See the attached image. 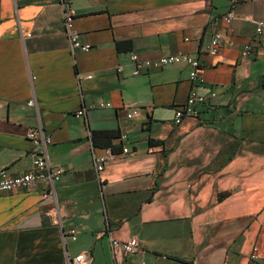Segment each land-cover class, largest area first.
Returning <instances> with one entry per match:
<instances>
[{"label":"crops","instance_id":"crops-1","mask_svg":"<svg viewBox=\"0 0 264 264\" xmlns=\"http://www.w3.org/2000/svg\"><path fill=\"white\" fill-rule=\"evenodd\" d=\"M65 1L89 52L72 51L62 0H0V171L31 169L26 134L38 125L51 166L64 169L54 195L37 182L0 197V264H67L81 253L85 264H250L253 253L264 264V0ZM233 3L236 18L214 28ZM131 53L198 57L207 97L198 115L174 122L194 87L188 66L133 76ZM100 131L118 136L95 143ZM109 147L116 155L98 174L93 155ZM69 229L77 240L65 243ZM111 238L139 247L124 256Z\"/></svg>","mask_w":264,"mask_h":264},{"label":"built area","instance_id":"built-area-1","mask_svg":"<svg viewBox=\"0 0 264 264\" xmlns=\"http://www.w3.org/2000/svg\"><path fill=\"white\" fill-rule=\"evenodd\" d=\"M234 3L231 6V10L224 14L221 18L213 20L211 25L215 28L219 21L224 22L226 25L232 23L236 18V12L234 9ZM62 6L64 11V25L65 33L68 41L70 42L72 51L81 50L84 52H89L92 48L90 44H84L80 41L77 30L75 28V20L77 13L75 9L71 6L68 1L62 0ZM256 34H264V20L258 21L256 23ZM222 33L220 30L215 29L211 38L210 45L208 47V52L211 55H216L221 46ZM254 57V49L252 45L248 44L244 47L242 51V59L245 61H250ZM130 61L134 68L131 72L133 76H138L149 70L163 69L164 67L184 64L189 67V78L193 82L194 87L190 90L186 102L176 110L175 113V123L177 125L188 117H196L198 115V106L204 104L207 101V97L198 93L196 81L203 82L204 78L201 73V64L198 57L191 54H177L162 56L157 59H146L140 60L135 53L130 54ZM122 67L118 68L121 72ZM28 104L33 107H37V102L35 99H31ZM102 106H104L102 104ZM87 109L82 108L76 113V117L81 118L86 116ZM137 115V111L127 114L128 118ZM26 137L32 142L33 149L31 155L33 157L32 167L26 173L21 175H10L7 170L0 171V197L11 194L17 189H27L37 182H42L48 185L49 193L55 194V183L58 182L64 172L62 167H52L49 162L48 157V145L51 144V137L47 135L43 127L38 125L35 128H30L27 131ZM121 139H128L127 135L121 136ZM122 152L124 154L129 152L128 147H124ZM116 153L112 148H106L104 153L101 155H93V165L98 174H100L107 163L108 160L112 159ZM48 195V194H47ZM78 232L76 229H69L63 231L62 237L63 241L69 238L73 241L77 240ZM111 246L115 252H121L124 256H131L136 253L139 247V241L137 238H131L128 241H119L116 239H110ZM91 255L88 253H81L74 258H70L67 255V264H85ZM260 257L258 254L253 253L250 256V264H259ZM134 264H146L145 261L137 262Z\"/></svg>","mask_w":264,"mask_h":264},{"label":"trees","instance_id":"trees-1","mask_svg":"<svg viewBox=\"0 0 264 264\" xmlns=\"http://www.w3.org/2000/svg\"><path fill=\"white\" fill-rule=\"evenodd\" d=\"M118 135L115 132H94V134L92 135V139L93 141L96 143V141L98 140V138L102 137L104 139H107V144L109 145L111 140L116 138ZM220 197L222 198L223 195H220Z\"/></svg>","mask_w":264,"mask_h":264}]
</instances>
